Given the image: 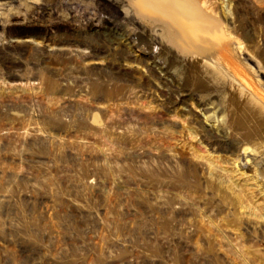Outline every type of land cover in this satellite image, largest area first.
<instances>
[{
    "label": "rangeland",
    "instance_id": "374dc122",
    "mask_svg": "<svg viewBox=\"0 0 264 264\" xmlns=\"http://www.w3.org/2000/svg\"><path fill=\"white\" fill-rule=\"evenodd\" d=\"M202 1L206 22L176 0H0V264H264V164L235 173L240 145L192 130L190 157L230 162L234 191L218 196L210 165L191 180L173 155L164 118H183L160 106L173 86L198 98L166 59L172 48L264 109V0ZM234 52L249 87L215 59Z\"/></svg>",
    "mask_w": 264,
    "mask_h": 264
},
{
    "label": "bare ground",
    "instance_id": "6f19581e",
    "mask_svg": "<svg viewBox=\"0 0 264 264\" xmlns=\"http://www.w3.org/2000/svg\"><path fill=\"white\" fill-rule=\"evenodd\" d=\"M176 1H177V5L178 6L181 5V7L183 8L182 11L186 17H188V18L199 17V18H201V20H203L205 22L208 19L210 20V10L211 9H208V6L202 0L201 1L199 0V3L202 6V9L204 10L203 12H201L200 9L195 7V0H192L191 3L184 2V0H176ZM146 4L147 3H142L141 5L146 6ZM146 8H148V7H146ZM152 11L156 12V14H160V16L164 20H166L168 18L166 16L165 12H162V11H159L156 9H152ZM172 21H174V19ZM175 22H176V20H175ZM182 32H184V31H182ZM171 47H173V46H171ZM167 51H168V54H167L166 59H168V62L173 64V65H181V67L178 68V70H177L178 72L176 71L177 77L179 78V80H181L184 85H187V86L189 85L190 87H192L194 89L195 96L198 97L197 99L191 98L189 100L187 98V95H185L184 93L181 92V87H179V86H173L174 87V91L172 92L173 94H164V93H163L164 95L162 94L165 98L162 100L161 105H160L162 108V111L164 112V111L170 110L167 107H165V105L168 104V105H170V107L173 108V110L175 112H178V114H180V116L183 118L182 119L183 123H181L182 121L179 122V121H176L172 118H167V117L164 118L167 122V125L174 128V132L177 135L176 137H174V139H176V140L179 139V143H180L179 147L177 149H175V148L172 149V153H173V155H175L180 160V162L183 164V167H186L187 170L191 171V173L193 174V176L191 177V180H195L197 178V176L200 172V169L202 171H205V168H207L206 165H210L209 170L211 171V174H213V176H214L212 181L210 182V185H212L214 187V189L217 190L216 192H218V193H216V194H218V196H219V194L224 195V196L229 195V193L231 191L230 189H232L234 187V185H236V184H233L235 181H233V179H232L233 177H231V175L228 173L229 169L227 170V168H228L227 166L229 165L230 162L226 163L225 167H217V166H213L211 163L209 164V163L204 162L203 159H200L201 156L197 153L196 154L200 157L199 158L198 157L192 158L188 155L189 150H187L186 142L183 143V141L185 139L187 140V138H189V137H190V139L193 138L192 130L196 129V130H199V132H201V135L206 136V137L207 136L212 137L215 145H217L218 147H221V148L226 147V148L231 149L230 141H225L223 139V135H224V133H226V134L230 135L231 138L233 139V141H236L240 145V148H241L240 149L241 151L239 152L238 155L235 156V155H232V154H234L233 152L231 153L232 165L234 166V172L235 173L239 171L236 169V167L238 166V163H240V162H242L246 168L251 167V165H249L250 164L249 161L253 165L256 162H260V163L264 164V109L261 107V105L259 106V104L255 100L254 96H252L251 94H250V96L244 95L238 90V87L235 84H233V83L228 84L227 81L224 79V76H222L221 72L216 71L212 66H209V65L203 64V63H196V61L192 60V58H194V56L196 58H198L199 56L191 55V57H192L191 58L190 56L187 57L185 55L186 53L185 54L181 53L177 57V56H175V51H173L172 48L168 49ZM182 52H184V51H182ZM231 54H226L225 56L221 55V60L218 58H215V57L214 58L217 61H221L220 63H223L222 65H226V67L229 70H232L238 76L242 77L243 81L241 79L240 80L246 86H248V87L251 86V80L252 79L248 78L247 68L240 67L239 57L235 56V55H237V53L234 52V54H232V55ZM207 55L211 56L210 54H207ZM233 60H237V62H234ZM211 91L222 96L221 103L223 104V111H220V109H218L217 106L213 105V103L206 102L207 100H209L208 93ZM178 105H179V107H178ZM206 105H213L214 107H213V109H210V108H206L205 107ZM162 111H161V114H163ZM202 112H204V115H206V118L204 117V115L202 116ZM210 113H212V114H210ZM164 114H165V112H164ZM216 115L217 116L222 115L221 123H218L216 126L215 125H209L207 123V121L213 120L216 117ZM162 117H164V116H162ZM96 119H98V116L96 117ZM153 131H155V129ZM155 134H156V132H155ZM157 135L160 137V140L163 141V143H164V142H166L164 140L168 137L169 134L164 130L163 131L158 130ZM203 136L201 137L202 139H203ZM153 137L156 138V141H157L156 135H154ZM168 138H167V141H169ZM148 139H149V137H148ZM208 139H210V138H208ZM146 140H147V138H146ZM161 141L158 143L159 144L162 143ZM190 143H191V141H190ZM153 147H155V146H153ZM160 147L162 148L163 146H160ZM165 149H167V148H165ZM169 149H167V151ZM154 150H156V149H154ZM193 150H194V148H193ZM251 151L255 152V158H253V155L250 153ZM160 154H162V153H160ZM194 157H196V156H194ZM208 157H207V159H209ZM177 158H175V159H177ZM212 160H214V157L212 158ZM220 166H221V164H220ZM232 171H233V169H232ZM208 172H207V174H208ZM205 174H204V176H205ZM233 175H236V174H233ZM171 176L169 175L168 176L169 178L166 177L168 179V181H171L170 182V183H172L171 185L172 186L178 185V182H177L178 179H175L176 177L174 178ZM207 176H210V175H207ZM182 177H183V175L180 178H182ZM235 177H237V176H235ZM173 178L176 181H172ZM199 178H200V176H199ZM230 180L233 181V183ZM208 185H209V183H208ZM250 185H251V183H250ZM197 186L198 185H196V187ZM182 189L184 190V188H182ZM183 190H182V192H183ZM239 191H241V190H239Z\"/></svg>",
    "mask_w": 264,
    "mask_h": 264
},
{
    "label": "snow or ice",
    "instance_id": "6c2138e0",
    "mask_svg": "<svg viewBox=\"0 0 264 264\" xmlns=\"http://www.w3.org/2000/svg\"><path fill=\"white\" fill-rule=\"evenodd\" d=\"M130 2L133 3L134 6L138 7L142 3H162V2H166V0H130ZM184 2L191 3L192 0H184ZM195 7L200 9L201 12L204 11L199 3V0H195Z\"/></svg>",
    "mask_w": 264,
    "mask_h": 264
}]
</instances>
